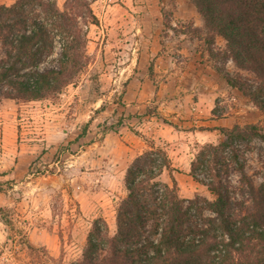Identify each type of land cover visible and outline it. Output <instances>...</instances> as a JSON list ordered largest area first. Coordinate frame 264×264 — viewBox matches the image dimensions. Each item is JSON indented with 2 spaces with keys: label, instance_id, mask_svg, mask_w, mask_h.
Here are the masks:
<instances>
[{
  "label": "rangeland",
  "instance_id": "1",
  "mask_svg": "<svg viewBox=\"0 0 264 264\" xmlns=\"http://www.w3.org/2000/svg\"><path fill=\"white\" fill-rule=\"evenodd\" d=\"M91 7L98 24L88 26L89 61L73 83L53 98L0 104V264H70L81 257L97 217L113 233L116 205L126 195L125 171L149 140L167 149L181 198L211 199L190 175V164L204 143L216 144L222 134L198 130L213 127L202 122L257 124L264 133V112L217 72L238 70L220 57L225 49L220 36L210 47L215 57L208 53L192 0H95ZM191 51L214 71L206 86L193 91L179 72ZM208 83L212 91H206ZM233 146L245 173L259 185L264 140ZM229 178L231 199L240 200L239 175ZM160 179L169 182L167 172Z\"/></svg>",
  "mask_w": 264,
  "mask_h": 264
},
{
  "label": "trees",
  "instance_id": "2",
  "mask_svg": "<svg viewBox=\"0 0 264 264\" xmlns=\"http://www.w3.org/2000/svg\"><path fill=\"white\" fill-rule=\"evenodd\" d=\"M93 1L0 4V104L53 98L73 83L89 61L88 26L98 24ZM192 4L203 20V29L197 30L205 34L210 56L215 57L210 47L220 36L225 41L220 57L238 70L230 74L218 67L217 72L264 112V0ZM148 76H153V61ZM216 129L221 141L204 143L190 164V175L211 199L181 198L167 149L149 140L125 171L126 195L115 208V231L102 217L95 218L81 257L70 264H264V181L253 183L233 146L264 140V133L257 124ZM163 172L169 182L160 179ZM233 173L239 175L237 201L231 199Z\"/></svg>",
  "mask_w": 264,
  "mask_h": 264
},
{
  "label": "crops",
  "instance_id": "3",
  "mask_svg": "<svg viewBox=\"0 0 264 264\" xmlns=\"http://www.w3.org/2000/svg\"><path fill=\"white\" fill-rule=\"evenodd\" d=\"M190 54H191L192 58L189 60L186 69L184 70V72H183V70L180 69L179 72L182 71V74H186L188 76V80L193 83V85H192V88H193L192 91H193L194 89L203 88L204 86H206L203 84H205L207 82V79L209 78L208 74H210L212 76L214 71L212 69H210L207 62H201L198 60L199 52L196 53L195 51H191ZM159 59L162 60L160 57H159ZM160 69L162 71H166L163 69V66H160ZM176 72H177V68L175 69L173 74H176ZM145 81H147V80H145ZM144 84H145V82H144ZM209 85L210 84L208 83L206 91H212L213 90V89H208ZM196 108L201 113V110L199 109V107L197 106ZM211 112H212V110H211ZM218 120L217 119H209V120H204L202 123L209 124V126H213V127H210V128H212V129H210V131L211 130H217L216 129L217 126H222V125H219Z\"/></svg>",
  "mask_w": 264,
  "mask_h": 264
}]
</instances>
